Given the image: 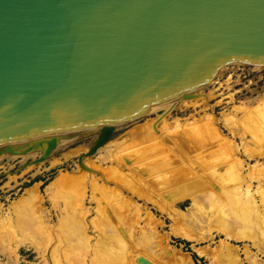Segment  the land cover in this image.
Wrapping results in <instances>:
<instances>
[{
    "label": "rangeland",
    "instance_id": "374dc122",
    "mask_svg": "<svg viewBox=\"0 0 264 264\" xmlns=\"http://www.w3.org/2000/svg\"><path fill=\"white\" fill-rule=\"evenodd\" d=\"M181 98L185 99L179 98L172 107L162 102L116 121L105 144L88 154L84 153L102 131L99 127H83L60 135L56 145L41 160L43 148L38 149V144L32 145L24 156L20 153L1 155L0 264H80L79 259L85 260L86 264H108V259L115 255L110 245L117 246L121 240L120 244L127 243L130 252L139 247V251L135 250L140 252L138 256L144 251V257L152 262L166 240L162 239L164 237L176 248L189 253L192 264H213L210 257L198 254L196 248H215L225 238L221 231L223 219L219 222L221 218L217 216L223 212L224 216H229L226 206L220 207L228 190L227 175L217 177L218 187L208 192L211 201L214 200L213 205L202 199L197 202L198 198L191 200L197 195H205L208 190L199 189L195 182L203 187L209 170L217 169L222 173L233 162L226 154L225 142L227 145L231 142L229 146L242 161L243 176L251 181L253 189L264 176V66L229 62L202 85L197 95ZM236 104H243L246 109L234 111ZM223 112L226 115H222ZM209 120L218 135L208 130ZM178 130L181 133L176 137L170 134ZM163 135H167L168 140H164ZM200 175L203 182L197 181ZM190 178L195 182H187ZM31 189L35 191L29 193ZM219 209L223 211L219 213ZM36 214L48 228L49 238L38 232L37 219L33 220ZM215 214L219 227L215 224ZM177 215L186 216L181 218L188 219V228L190 223L196 222L193 226L202 228L195 232L193 227L191 232H209L211 238L195 242L170 234L174 227L187 229L183 218ZM209 216L216 221L212 222ZM78 217L83 219L79 222ZM74 219H78V227ZM179 222L183 223L181 227ZM80 223L85 226L81 225L83 229ZM130 224L131 229L134 228L132 231L128 228ZM73 231L84 235L86 232L88 249L80 247L82 241ZM153 231L161 236L157 237ZM149 232L154 239L150 238ZM132 234L135 237H131ZM232 243L244 257V242ZM157 252L159 254V250ZM161 256L162 263L159 264H168L166 257Z\"/></svg>",
    "mask_w": 264,
    "mask_h": 264
},
{
    "label": "water",
    "instance_id": "95a60500",
    "mask_svg": "<svg viewBox=\"0 0 264 264\" xmlns=\"http://www.w3.org/2000/svg\"><path fill=\"white\" fill-rule=\"evenodd\" d=\"M264 66V0H0V150L113 123Z\"/></svg>",
    "mask_w": 264,
    "mask_h": 264
},
{
    "label": "bare ground",
    "instance_id": "6f19581e",
    "mask_svg": "<svg viewBox=\"0 0 264 264\" xmlns=\"http://www.w3.org/2000/svg\"><path fill=\"white\" fill-rule=\"evenodd\" d=\"M232 62H238V61H232ZM223 66V65H222ZM253 66H258V65H253ZM220 68V67H219ZM218 68V69H219ZM217 69V70H218ZM217 70H216V72H217ZM215 72V73H216ZM214 77V75L209 79V80H211L212 78ZM209 80H207V81H209ZM206 81V82H207ZM205 82V83H206ZM209 83V82H208ZM204 84V83H203ZM202 84V85H203ZM202 85H200V86H198V87H196V88H194L191 92H190V95H193V97L195 96V95H197V92L199 91V89L202 87ZM189 95V96H190ZM189 96H176V97H173V98H170V99H167V100H165V101H162V102H165V103H163V104H169L171 107L175 104V102L177 101V100H179V98L180 99H185V98H181V97H186V99H187V97L189 98ZM190 101V100H189ZM162 102H159V103H162ZM185 102V101H184ZM181 103H183V102H181ZM196 103V102H195ZM243 103V102H242ZM158 103H156V104H152L151 106H156ZM246 109V107L243 105V104H236L235 106H234V111H238V110H241V109H243L242 111H244L245 109ZM256 109H257V107H255ZM254 108V109H255ZM170 109V108H169ZM260 110V109H259ZM262 110V109H261ZM264 110V109H263ZM252 113H253V111H252ZM222 115H226L224 112H223V114ZM260 115V114H259ZM228 116V115H227ZM229 118V117H228ZM250 118L252 119V120H254L255 119V117L253 116V115H250ZM209 119H213L212 117H210V115H209ZM251 119H250V122H251ZM210 121V120H209ZM208 121V123L206 124V126L209 128L208 130H210L211 132H213L214 134H216L217 133V135H218V131L216 130V128L214 129L213 127H212V124L213 123H211V121L209 122ZM213 121H214V119H213ZM255 121V120H254ZM254 121H252V123H255L256 124V122H254ZM261 121V120H260ZM258 122V121H257ZM263 122V121H262ZM115 123V122H114ZM114 123H113V127H112V130H113V128L115 127L114 126ZM253 125V124H252ZM260 124L258 123V125L256 124V127H260L259 126ZM262 125V124H261ZM214 126V125H213ZM254 126V125H253ZM96 127H99L100 129H103L104 128V124H102V125H96ZM255 127V128H256ZM250 128V127H249ZM254 128V129H255ZM253 129V128H252ZM251 129V130H252ZM256 130H259L258 128L256 129ZM260 130H262L261 128H260ZM179 133H181L180 132V130H178V131H174V132H171L170 134L171 135H173V137L175 136H177ZM221 133V132H220ZM219 133V134H220ZM252 133V132H251ZM259 133V132H258ZM262 133V132H261ZM169 134V135H170ZM110 136V135H109ZM59 136H57V137H55L54 138V144H53V146L52 147H50L49 149H47V147H46V145H47V140H42V141H37V142H33V143H29V144H25V145H21V146H17V147H12V148H6V149H1L0 150V156L1 155H3L4 153H10V154H18V153H20V154H23L22 156H24V153H27V152H29L30 150V148L32 147V145H34V144H38L37 146L39 147L38 149H41L42 150V148H43V152H42V154H41V157L39 158V160H41V159H43V158H45L46 156H47V154H49V152L52 150V148L56 145V143H55V141H57L59 138H58ZM163 137V139L164 140H168V137H167V135L165 136V135H163L162 136ZM171 137V136H170ZM109 138V137H108ZM107 138V139H108ZM107 139H105L102 143H100V144H98V145H96L95 147H94V150L93 151H95L97 148H99L100 146H102V145H104L105 144V142H106V140ZM226 141V140H225ZM174 142V141H173ZM175 143V142H174ZM225 144H226V154L227 155H230L231 156V158L233 159L232 161L233 162H230L231 164H229V166L228 165H226V166H228L227 167V169L225 170V172H218L217 171V169H211V170H209V172H208V177L205 179V181H208V182H210V183H208V184H206V182L203 180V177L200 175V177H197V181H200V182H203L204 181V184H203V187H202V185H201V187L200 186H198V183L197 182H195V181H192V179L193 178H190V179H188L187 180V182H189V183H192V182H195L196 183V185H197V187L199 188V189H208V190H206L207 192L205 193V195H200V196H195L194 198H191V200H196L197 198V202H200V201H207L209 204L211 203V205H213L214 203V200L212 199V201H211V199H210V193H208L209 191H210V189H214V188H216V187H218L217 186V184L215 183V181H217V177H220V176H222L223 174H226L227 175V180H226V187H227V192L225 193L226 194V196L224 195L222 198V202H223V204L222 205H220V207H224V206H226V209L229 211V213H228V215L229 216H224L223 215V213L221 214V215H219V216H217L218 217V219L219 218H221V219H219V222H220V220H222L223 219V221H222V223L223 224H221V223H219V225L221 224V225H224V226H222L223 228L221 229V231L224 233V235H225V238L224 239H222V240H220V242H219V244H217L216 245V247L215 248H208L207 246H204V247H201V248H196V250H197V252H198V254H200V255H204V256H208V257H210V259H212V262H213V264H264V188H262L263 186H264V176L262 175V178L260 177L259 178V184H258V186L255 188V189H253V187L251 186V181H249V180H247V179H245L244 178V176H243V173H242V161H241V159L239 160V158L237 157L236 158V156H235V154H234V151H233V148L231 147V146H229V145H231V142H229V144L227 145V142H225ZM179 145V144H178ZM35 146V145H34ZM33 146V147H34ZM46 147V148H45ZM37 149V148H36ZM35 151V150H34ZM90 152H92V151H87L86 153H84V154H88V153H90ZM10 154H8V155H10ZM28 154H30V153H28ZM27 155V154H26ZM42 155H43V157H42ZM5 156H7L6 154H5ZM28 156V155H27ZM229 163V162H228ZM225 166V167H226ZM224 167V166H223ZM206 170V169H205ZM224 170V169H223ZM251 171H253V170H251ZM256 171V170H255ZM198 173V172H197ZM197 176V174L194 176V177H196ZM200 179H202V180H200ZM59 180V179H58ZM211 182H212V184H211ZM184 183V182H183ZM52 185V184H51ZM171 190V189H170ZM27 191V190H26ZM33 191H35L34 189H31V190H29V193H33ZM213 191V190H212ZM171 192V191H170ZM172 192H174L173 190H172ZM28 193V192H27ZM209 195H208V194ZM36 194V193H35ZM35 194H34V196H35ZM29 195V194H28ZM220 196L221 195H219V196H217V197H219L220 198ZM28 197V196H27ZM201 197V198H200ZM36 198V197H35ZM39 198V197H38ZM213 198V197H212ZM219 198L217 199V200H219ZM37 199V198H36ZM202 199V200H201ZM215 199V198H214ZM183 200V199H182ZM175 202V201H174ZM162 203H164V202H162ZM171 203V202H170ZM206 203V202H205ZM176 204V203H175ZM159 205H160V203H159ZM161 205H163V204H161ZM178 205V204H177ZM202 205V204H201ZM164 206V205H163ZM135 208H136V206H135ZM221 208V209H222ZM174 209V208H173ZM138 210V209H137ZM165 210V209H164ZM176 210V209H175ZM175 210H173V211H175ZM210 210V209H209ZM213 210V209H212ZM220 210V209H219ZM162 211H163V208H162ZM172 211V212H173ZM178 211V210H177ZM221 211H223V210H220L219 211V213L221 212ZM193 212V211H192ZM147 213V212H146ZM178 213V212H177ZM180 213V212H179ZM219 213H216L217 215L219 214ZM148 214V213H147ZM167 214V213H166ZM182 214H184V213H182ZM216 214H215V217H216ZM39 215V214H38ZM37 214H36V218H34L33 217V220L34 219H37V225H38V227H37V225L35 226V227H37V229H38V232L39 231H41L42 232V235H43V233L45 234L44 235V237H46L47 235H48V237L47 238H49V236H50V233L48 234V228H46V225L44 224V222L42 221V219H41V217L40 216H38ZM149 215L150 214H148V216L147 217H149ZM171 215V214H170ZM187 215V214H186ZM188 215H189V213H188ZM187 215V216H188ZM223 215V216H222ZM121 216V215H120ZM178 216V215H177ZM177 216H176V219H178V218H181V216H184V215H180V216H178V218H177ZM152 218H153V216H151ZM184 217H186V216H184ZM211 216H209V218H210ZM213 217H214V214H213ZM217 217L215 218L216 220H217ZM223 217V218H222ZM224 217H226V219H224ZM76 218V217H75ZM80 217H78V219H79ZM151 218V219H152ZM172 218V217H171ZM183 218V217H182ZM181 218V219H182ZM187 218H192V217H187ZM201 218V217H200ZM30 219V218H29ZM78 219H74V221L76 220V224H75V222H74V224L78 227V225H77V223H78ZM81 219H83V218H81ZM81 219H79V222H80V220ZM150 219V218H149ZM173 220H174V218H172ZM184 219V218H183ZM182 219V221L184 222V225H186V222H187V220L188 219H186V221H185V219L183 220ZM207 219H208V217H207ZM210 219H213V221L212 222H215L216 220L214 219V218H210ZM25 220V219H24ZM153 220V219H152ZM191 220V219H190ZM84 221V220H83ZM81 222V223H85V222ZM148 221H150V220H148ZM155 220H153V222H154ZM174 221H176V220H174ZM178 221H180L179 219H178ZM194 221V220H193ZM192 221V222H193ZM29 222V221H28ZM195 222V221H194ZM209 222H211V221H208V223ZM217 222H218V220L215 222V224L217 225ZM72 223V222H71ZM80 223V227H82L83 226V224H81ZM155 223V222H154ZM158 223V222H157ZM157 223H156V225H157ZM175 223H177V222H175ZM182 222H179L178 224V226H180V224H181ZM34 224H36V223H34ZM73 224V225H74ZM149 224H151L150 222H149ZM174 224V223H173ZM172 224V225H173ZM183 224V223H182ZM214 224V225H215ZM12 225V224H11ZM82 225V226H81ZM125 225V224H124ZM154 225V224H153ZM153 225H152V227H151V232H152V230H153ZM156 225L154 226V230H156ZM171 225V226H172ZM193 225H197V222H196V224H191L190 223V227L188 228V226L186 225V228L187 229H178L177 227H174V228H172L171 230H170V234H172V235H174V236H178V237H181V238H184V239H188V240H192V241H195V242H199V241H202V240H204V239H209V238H211V233H209V232H207V233H202V232H197V233H195L197 230H198V228H201V227H196V226H193ZM69 226H71L72 227V224H70ZM76 226H74V228L76 227ZM128 226H130V227H128V228H132L131 226V224L130 225H128ZM218 226V225H217ZM83 227H85V226H83ZM83 227H82V229H83ZM181 227V226H180ZM179 227V228H180ZM194 227V229H193V231L195 230V232H191V229ZM219 227V226H218ZM70 228V227H69ZM143 228V227H142ZM177 228V229H176ZM73 229V228H72ZM79 229V228H78ZM81 229V228H80ZM134 229V228H133ZM133 229H131V231L133 230ZM202 229V228H201ZM76 230V229H75ZM129 230V229H128ZM200 230V229H199ZM80 231V230H79ZM79 231H73V232H77V233H79ZM84 231H85V229H84ZM83 231V232H84ZM140 232V231H139ZM151 232H149L150 234H148L149 236H151ZM76 233V234H77ZM81 233V232H80ZM85 233V235L84 234H82V236H81V234H75L76 236H77V238L78 239H80L81 241H82V244H81V248H89L88 246V243H87V238L85 237L86 236V232H84ZM126 233H128V232H126ZM132 233V232H131ZM142 233V232H141ZM140 233V234H141ZM145 233H148V232H145ZM153 233H156V235H157V237L159 236H161V234H159V232H154L153 231ZM153 233H152V235H153ZM41 234V233H40ZM79 235V236H78ZM133 235V234H132ZM147 235V234H146ZM145 234H144V236L145 237H148V235L146 236ZM88 237H89V235H87ZM120 236V235H119ZM143 236V237H144ZM42 237V236H41ZM131 237H135L134 235L133 236H131ZM155 237V236H154ZM114 238V237H113ZM137 239H138V237H136ZM149 238V237H148ZM148 238H143V239H148ZM150 238H152V236L150 237ZM149 238V239H150ZM246 238V239H245ZM46 239V238H45ZM116 239V238H115ZM137 239H136V241H137ZM152 239H154V238H152ZM160 239V238H159ZM158 238H157V240H159ZM162 239H166L164 242H163V244L159 247V248H161V249H159L158 248V250H159V254H157L158 252V250H157V248H155L157 251H156V253L154 252L155 251V249H153L154 251H152V252H154L155 254H157V255H155L154 253V256H157L156 257V260H154V261H152V262H150L149 260H147V257L145 258L144 256H145V254L146 253H143L144 251H142V247H141V251H142V253H141V256H138V253L140 254V252H138V253H136L137 251H135V250H138V249H140L139 247H138V249H137V246H136V249L133 251V250H131V252L133 251L134 252V254L133 253H131L129 250H130V248H129V250H128V244L126 243L125 245H121L120 243H121V241H120V243L119 244H117V246H111L110 245V249L113 251L114 250V252H115V255H114V257L111 259H108L109 260V262H108V264H159L160 262L162 263V261H161V258H162V254L164 255V257H166V260H167V262H168V264H192V258H191V256L189 255V253H187V252H184L183 250H181L180 248H176L175 246H173L171 243H170V240H168V238H162ZM119 240V239H118ZM124 240V239H123ZM131 240H133V238L131 239ZM151 240V239H150ZM149 240V241H150ZM161 240V239H160ZM135 241V240H134ZM145 241V240H144ZM147 241V240H146ZM148 241V242H149ZM154 241H156V237H155V240ZM232 241H234V242H244L243 243V245H242V250H243V256L244 257H241L240 256V249L238 248V246H235L233 243H232ZM248 241V242H247ZM46 242H47V240H46ZM98 242H100V241H98ZM136 243V242H135ZM139 243V242H138ZM150 243V242H149ZM148 243V244H149ZM155 243V242H154ZM159 243H161V242H159ZM100 244H102V243H100ZM151 244H152V242H151ZM86 245H87V247H86ZM131 245H133V244H130L129 246H131ZM145 245V244H144ZM153 245V244H152ZM156 245V244H155ZM158 245V244H157ZM84 246V247H83ZM134 246V245H133ZM139 246V245H138ZM147 246V245H146ZM149 247V246H148ZM155 247V246H154ZM144 248H146V247H144ZM252 248H254V250L255 251H253L252 250ZM148 249V248H147ZM151 249V248H150ZM82 250V249H81ZM146 250V249H145ZM161 250V251H160ZM139 251V250H138ZM83 252V251H82ZM78 253H80L81 254V252H78ZM84 253H87V252H84ZM151 253V252H150ZM150 253H148L149 254V256H150ZM76 255H77V253H76ZM260 255L262 256V257H260ZM80 256V255H79ZM82 256V255H81ZM85 256V255H84ZM147 256V255H146ZM77 257V256H76ZM81 258V257H80ZM83 258V257H82ZM149 258H151V256L149 257ZM74 259H75V256H74ZM78 259V258H77ZM106 260H107V258H105ZM93 260V259H92ZM78 261V260H77ZM79 261H80V264H86V262H85V260H80L79 259ZM156 261V262H155ZM76 262V261H75ZM166 262V263H167ZM95 264L94 262H91V264ZM72 264V263H71ZM75 264H79L78 262H76Z\"/></svg>",
    "mask_w": 264,
    "mask_h": 264
}]
</instances>
